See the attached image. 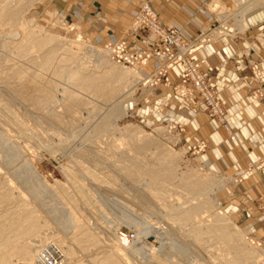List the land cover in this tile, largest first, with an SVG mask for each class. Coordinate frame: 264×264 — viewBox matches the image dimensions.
Segmentation results:
<instances>
[{
    "label": "rangeland",
    "instance_id": "1",
    "mask_svg": "<svg viewBox=\"0 0 264 264\" xmlns=\"http://www.w3.org/2000/svg\"><path fill=\"white\" fill-rule=\"evenodd\" d=\"M72 3L67 10L63 0H0V264H40L47 248L57 251L58 264H261L264 244L242 228L230 203L233 185L261 171L264 156L235 175L219 173L206 162L207 145L185 138L171 114L174 102L188 100L227 130L209 74L197 67L217 93L222 118L198 92H185L182 84L190 83L179 67L142 73L150 60L142 67L118 63L105 49L115 40L94 37ZM206 8L216 19L196 37L176 28L184 40L198 39L197 46L246 40V96L264 106V24L250 35L229 28L238 15L264 22V0H209ZM42 42L45 48L35 47ZM53 51L61 59L55 64L46 61ZM87 51L103 64L95 74L98 93L78 77H64L77 72ZM112 69L129 70V77L120 85L107 76ZM171 70L181 83L167 79ZM127 104L125 115L114 112ZM256 208L264 211V191ZM30 216L36 229L22 234ZM223 225L230 240L217 230ZM152 228L164 240L143 246L139 235ZM122 232L136 239L122 241ZM32 251H38L34 259Z\"/></svg>",
    "mask_w": 264,
    "mask_h": 264
},
{
    "label": "crops",
    "instance_id": "2",
    "mask_svg": "<svg viewBox=\"0 0 264 264\" xmlns=\"http://www.w3.org/2000/svg\"><path fill=\"white\" fill-rule=\"evenodd\" d=\"M63 1L66 2L65 9L73 8V0ZM141 2L142 0H76V12L78 19L92 24L88 26L92 35L98 36L103 44L111 40L126 41L130 51H142L145 49L142 40H149L150 35L143 29L133 31L130 28ZM208 2L209 0H150L160 21L169 28L180 27L187 39L196 37L200 31L214 23L216 15L207 11ZM221 5L223 7L224 4ZM261 19L260 15H253L248 19L247 25L245 17L238 15L237 21L229 25V28L235 31L248 30L250 35L256 27L264 24ZM224 41L199 45L192 51V57L199 70L209 74L210 82L223 99L227 112V130L215 121H209L204 114L196 112L198 106L195 107L188 100L180 104L174 102L170 109L173 117L179 120L178 124L185 127V138L193 139L192 141L197 139L207 145V164L219 173L232 176L243 170L250 161L264 156V106L253 103L246 96V84L251 77L244 65V54H247L244 49L248 47L246 40L238 38ZM252 57L255 58L256 55ZM162 61L161 58L151 59L142 73H154ZM237 61H241L238 69L234 67ZM168 73L167 79L172 80L175 71ZM174 79L175 83L182 81L177 76ZM157 90L159 93L160 89ZM231 134L235 136V140L229 139ZM233 188L235 195L231 203L229 199L228 202L235 208L236 218L249 235L264 244V211L256 208V203L263 196L264 168L238 180Z\"/></svg>",
    "mask_w": 264,
    "mask_h": 264
},
{
    "label": "built area",
    "instance_id": "3",
    "mask_svg": "<svg viewBox=\"0 0 264 264\" xmlns=\"http://www.w3.org/2000/svg\"><path fill=\"white\" fill-rule=\"evenodd\" d=\"M145 30L149 35V40H143L145 49L142 51H130L125 41L109 43L105 47L117 62L122 65H145L150 59L161 58L162 63L157 67L155 73H165L168 70L179 67L185 83H190L189 88L182 84L186 93L191 95V91L198 92L205 101V105L210 113L222 118L223 111L217 93L208 88L202 75L199 73L196 63L192 59V51L200 42L198 39L184 40L182 31L176 27H167L160 21L158 15L150 6L148 0H142L139 9L133 19L132 30ZM158 74V75H159ZM251 168H254L251 166ZM122 239L127 238V234L120 233ZM54 259V260H53ZM46 259L47 264H54L56 258ZM264 264V260L261 261Z\"/></svg>",
    "mask_w": 264,
    "mask_h": 264
},
{
    "label": "bare ground",
    "instance_id": "4",
    "mask_svg": "<svg viewBox=\"0 0 264 264\" xmlns=\"http://www.w3.org/2000/svg\"><path fill=\"white\" fill-rule=\"evenodd\" d=\"M11 5V4H10ZM6 9L7 7H4L1 14L3 13V15L5 14L6 12ZM246 29V28H244ZM52 39V38H51ZM54 39V38H53ZM54 41V40H53ZM52 42V41H51ZM32 46V45H31ZM46 45H44V42L40 43V44H35V47H38V48H45ZM95 50V48H94ZM108 53H110L108 51ZM47 60L46 61H52L54 64L61 61L60 59V56L56 53V52H52V55H50V57L48 56L46 58ZM151 60V59H150ZM99 64V63H98ZM96 62H95V58H94V52L93 51H87L85 52V54L82 56L81 60H80V63L77 67V72L76 73H66L64 75V77L68 80L70 79H74V77H78L80 78L82 81H83V85L86 86V88H89L90 90H92V92L94 93H98V87L97 85L95 84V74L96 73H99V71H102L103 70V64H99L98 65ZM139 67H142V65H138ZM86 67V68H85ZM133 67H137V65H134ZM43 68V67H42ZM129 70H125L123 72H119V71H116V70H110L109 73L107 74V76L109 75L110 77H112L113 79L115 78L117 81H118V84L121 85V83L126 80L128 77H129ZM133 73V72H132ZM131 73V74H132ZM140 76V75H139ZM106 79V77H105ZM112 81V80H111ZM116 81V82H117ZM133 90V89H132ZM130 91V90H129ZM118 100V99H117ZM108 107V106H107ZM110 107V105H109ZM131 108V105L127 104V106H123L122 108H116L114 110V112H119V111H123L124 112V115L126 114V111L128 109ZM113 109V108H112ZM113 112V113H114ZM112 114V113H111ZM232 181V179H231ZM230 182V181H229ZM228 182V183H229ZM227 184V182H225ZM213 196V195H212ZM212 200H215V196H213V199ZM215 202V201H214ZM188 214V213H187ZM187 214H183L181 217H182V220L186 221L188 220V217ZM35 225L33 224L32 222V216H30L27 221L25 222V224L22 226V229H21V233L22 234H28V233H31L33 231H35ZM226 229L228 231V227L223 225V226H220L217 228L218 232H221L224 236V238L229 239V236H228V233L226 232ZM165 233L160 230V229H156V228H152V229H149L146 233H141L139 235V238H138V241L140 244H142L143 246H146V245H149L148 240L150 238H155V241L156 244H160L163 242L164 240V237H165ZM120 237V236H119ZM136 239V235L134 236V238L132 240H128L127 238L125 239H122L120 237V240L122 241H127V242H133L134 240ZM42 246V245H41ZM123 243H122V247H123ZM127 247H123V249H126ZM38 251H32L30 253V258L31 259H34L36 257V253ZM121 252L123 253V250H121ZM126 256V255H124ZM249 256H246V258H248ZM53 258H56L57 260L54 262V264H58V260L60 259L59 258V255L57 253V251L53 250V249H43L40 251L39 253V260H40V264H47L45 262L46 259H53ZM54 260V259H53ZM111 264H116L115 262L114 263H111Z\"/></svg>",
    "mask_w": 264,
    "mask_h": 264
}]
</instances>
